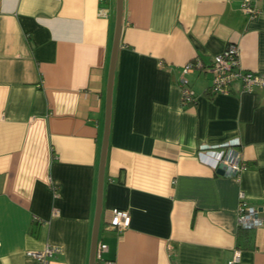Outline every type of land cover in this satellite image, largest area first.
<instances>
[{
    "label": "crops",
    "instance_id": "obj_1",
    "mask_svg": "<svg viewBox=\"0 0 264 264\" xmlns=\"http://www.w3.org/2000/svg\"><path fill=\"white\" fill-rule=\"evenodd\" d=\"M122 0L97 243L116 264H264V224L238 226L239 193L264 217V88L211 93L209 64L230 43L264 71V0ZM117 0H0V264H92ZM237 140L239 178L215 168ZM206 145V148H203ZM129 211L107 229L113 208ZM58 209L59 212H55ZM103 231L100 237V231Z\"/></svg>",
    "mask_w": 264,
    "mask_h": 264
},
{
    "label": "built area",
    "instance_id": "obj_2",
    "mask_svg": "<svg viewBox=\"0 0 264 264\" xmlns=\"http://www.w3.org/2000/svg\"><path fill=\"white\" fill-rule=\"evenodd\" d=\"M241 9L251 17L258 13V8L253 0H242ZM239 50L237 45L230 43L221 53L214 55L209 64L201 59L194 58L185 63L182 67L180 85L184 105H191L195 99L194 90L191 88L185 74L194 71H208L212 74L209 91L211 93H228L232 83L239 81L242 88L251 90L254 87L264 88V71H253L243 68L238 58ZM238 141L214 145L216 150L215 168L223 171V175L239 178L240 173L247 168L246 161L242 158L241 151L237 148ZM206 148V145H203ZM238 226L241 229H255L264 224V217L258 206L247 200L246 192L239 193ZM55 212H59L55 209ZM131 215L128 210L113 208L112 217L105 224L107 229L122 230L129 226ZM62 250L60 245L47 243L44 248L30 250L28 254L36 259V264H51V257ZM108 244L100 240L97 243L93 264H116L114 259L105 256ZM240 258V250H235L234 256L229 264H234Z\"/></svg>",
    "mask_w": 264,
    "mask_h": 264
},
{
    "label": "water",
    "instance_id": "obj_3",
    "mask_svg": "<svg viewBox=\"0 0 264 264\" xmlns=\"http://www.w3.org/2000/svg\"><path fill=\"white\" fill-rule=\"evenodd\" d=\"M121 19H122V0H117V25H116V33H115V42H114L113 54H112V58H111L109 80H108L106 122H105V132H104L103 148H102L101 162H100L99 189H98V199H97V212H96L95 223H94V226H93V233H92V256H91L92 264L94 262L95 250H96L97 241H98L97 237H98V233H99L102 188H103V180H104V167H105V158H106V151H107L110 108H111V92H112V83H113L114 59H115L117 44H118V41H119L120 28H121ZM219 172L223 173L222 170H219Z\"/></svg>",
    "mask_w": 264,
    "mask_h": 264
},
{
    "label": "rangeland",
    "instance_id": "obj_4",
    "mask_svg": "<svg viewBox=\"0 0 264 264\" xmlns=\"http://www.w3.org/2000/svg\"><path fill=\"white\" fill-rule=\"evenodd\" d=\"M102 233H103V231L101 230V231H100V237H102Z\"/></svg>",
    "mask_w": 264,
    "mask_h": 264
}]
</instances>
